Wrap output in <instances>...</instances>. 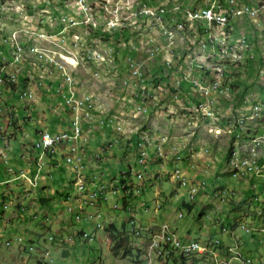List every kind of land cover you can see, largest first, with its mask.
I'll return each mask as SVG.
<instances>
[{
    "label": "rangeland",
    "instance_id": "obj_1",
    "mask_svg": "<svg viewBox=\"0 0 264 264\" xmlns=\"http://www.w3.org/2000/svg\"><path fill=\"white\" fill-rule=\"evenodd\" d=\"M160 1H164V0H160ZM187 1L188 0H184V2ZM0 3H1L0 4V40L2 38L1 37L2 35L10 33L15 28V32L16 30H19V32L17 33V39L21 41L25 46L21 50L22 59L24 60V64H23L24 67L22 69V72L20 73V77H19L20 80L15 83V86H9V85L6 86L8 93L11 94V96L13 97L12 102L5 103L6 107L8 106L7 112L6 113H4L5 111L3 112L6 117L10 118V120L13 121L12 123H10L9 121V127L7 130H16L18 123L23 121V118H25L24 116H26L28 118V121L30 122V125L27 124V132H29L30 127L36 126L39 129H41L42 127H46L47 123L50 124V126L55 125L56 127H60L61 122H59V120L65 119L64 117H62L63 114H66L67 116L69 114L68 111H72V109L68 105L69 102L65 100L66 96H63L64 98L63 101L67 103L68 110L66 109L65 111L64 109L65 103L61 102L62 91H60V88L63 89L62 86L63 84H65L64 81L62 80L58 72L54 71V73L51 76L48 75V69H47L48 60H46L42 56L43 54V55H48L50 58L53 57L54 59L51 58L53 60L56 59L55 61H58V68H60L61 70H68L69 72H71L73 78L76 79L75 85H73L75 87V88L73 87L74 91H76L78 96L80 97H84L86 93V100L92 103V105H95V110L92 111L93 118H90V120H86V129L87 128L90 129V134H94L95 129L101 128V125L97 123L101 118L99 116L100 114H105V116L108 117L109 116L114 117V121H116L114 125L119 126L123 124L121 126L123 128L122 130L125 129V125H126L127 132L121 131V129L115 130L113 128H110L109 129L111 133L110 138L105 139L103 136L101 137L102 141L105 142L104 144L113 142L114 144L112 146L113 148L114 146L119 147L121 144L127 143L126 153L132 152L130 156L136 157V153L138 150L137 140L140 132L143 130L142 127L144 126L149 127L150 129H152V131L157 130L159 132L160 130L159 133L160 135H167L168 137H171L170 135L181 134L180 132L183 131L182 125L185 126V115L183 114L185 110L182 111L183 110L181 108L182 105L181 103H179L181 98L172 96L173 100L175 99L177 101L176 102V101H172L168 97L169 102L176 105L175 107L178 110V112L176 113L169 111L168 108L162 110V108H160L159 106L158 107L155 106L152 109H150L149 114H146L147 111L146 113H140L142 111H138V112L136 111L135 109L136 99H134V97H132L131 95L134 92V88L140 89L141 85L139 83L136 84L135 81L136 79L134 76H132L130 69L126 64L125 61L126 57L124 54L127 53L128 49L122 43L119 42L115 43L116 50H118V53L114 51L115 61L113 59L110 61V63L112 64L111 67L110 66L107 67V65L101 66L96 64L97 68H94L92 59L82 60L80 57L81 54H78V49L76 47L69 46L66 43V41L62 39V37L52 35V33L49 32L50 29L46 27H48L47 26L48 24H56L57 22H59L60 27H69V29L71 31H74V33H81L80 37L82 43L83 41H85V44H88L90 46H96L95 44L98 43H96L95 39H98V37L102 39V35L98 34V32L95 33V31H97L96 30L97 26L88 25L89 27L85 28L84 29L85 31L79 30L83 27L82 23H75L74 21H71L70 23H64V26H62L63 24L61 23L62 22L61 17H59L61 16V13H57V8H56L57 5L53 4L51 1H46L45 3V0H0ZM56 3H63V0H56ZM53 7L55 9H53ZM74 15L76 16V19L79 20V14L77 15L74 14ZM243 23L246 22H242V24ZM92 26H94V28ZM33 27H35V29ZM56 27L58 28L57 24ZM243 28L245 30H242V28H240L239 31L241 30L247 33L248 30L251 31L253 29L252 26L251 27L248 26L247 29L245 27ZM103 29L104 27L102 26L101 30ZM91 32L93 33V35ZM252 32L253 31H251V33ZM257 35L259 36V41L258 43H253L254 48L257 45L261 50H263L264 39H262V37L264 38V33L261 31ZM124 36H132L131 31L130 34L127 31H124ZM136 36L152 37L154 36V29L146 28V31L144 32L143 35L136 34ZM176 36L177 38H179L178 41H181L182 44H183L182 41L190 39V33L188 31L177 32ZM28 44L30 45L34 44L33 50L28 49ZM219 44L223 46H227V49L230 50V56L233 58L234 64H239V63L241 64V50L239 49L242 48L243 46V40H239L235 36H231L227 40L225 39V37H219ZM100 45L101 46L99 48L109 47L108 43L103 39H102V44ZM209 48L210 47H205V48L200 47V49H197V57H205L207 55L206 63L209 66L212 65L215 66L216 64L218 65L221 64L222 63L221 47H214V49L212 50V54H210ZM39 50L41 54H39ZM138 51L139 54L144 55L143 51L141 50ZM204 51L207 53H204ZM208 53L210 54V56ZM117 54H119L121 58L120 60L119 59L117 60ZM135 54L139 56L138 53ZM76 55L80 58V60H82L78 65L79 67L78 66L74 67L73 65H71L72 63H70L73 60L71 57ZM213 56L214 57L216 56L215 59ZM210 57H212L213 59ZM263 57H264V51H263ZM87 60H90L91 62ZM231 61L232 59H225V66H232ZM143 63H144V67L146 68L145 75H147L148 71H150V69L155 65V63L153 61L152 62L154 64L153 65L151 63V60L147 58L144 59ZM62 64H66L68 66L66 67L67 69L61 66ZM13 66L15 68L13 67V70L11 71H15V70L18 71V64H13ZM34 69L36 71V74L41 76L40 78H36V74L34 72H29ZM240 69H241L239 73L240 76L239 75L238 76L240 77L241 80L246 79V81H250V82L255 80L257 81V83L259 82L261 83V85L259 86L258 84H251L252 88H250L248 92L249 94L252 92H257L264 88V77H261L260 74H258V68L256 66L253 65L251 67L241 66ZM260 71L261 74H263L264 68H262ZM5 72L7 74H10V71L6 70ZM29 74L33 75V77L32 78L29 77ZM126 78L128 79V82L126 84H123V81ZM34 79L35 82H33ZM36 79L37 81L41 80L43 83H37ZM20 86H27L28 89H32L34 91L35 98L31 100L28 98H21L19 95V90L21 89ZM238 89L241 88L240 87L236 88L235 90H232L230 94H228L229 91L231 90L230 84H225V85L223 84V91L225 92V96L228 94L229 98H225L222 107L224 110L228 109L229 111L227 112L226 117L222 118V120L220 121V123L223 124L219 132L220 134H216L215 130L211 131L213 127H211L210 129V125L205 123L204 124L199 123V125L195 127V129L197 130H195L194 133H191L192 130H189V131H184L183 134L186 136V134L189 133L188 138L190 137L194 138L196 135H200V133H197V131L202 130V135L206 139H208L212 135L213 136L216 135L223 139L227 138L229 144L231 145L232 143L235 142V140L238 137H240V144L248 145L249 143L247 142L248 141L247 138L250 137H245V136L246 135L250 136V134L247 133V130H249L250 128L254 129L253 121L254 120L258 121L260 124L259 127L261 129L262 128L264 129V112H262L264 111L263 108L264 99L260 97L259 94H257L256 103L259 104L258 106L255 107V109H253V103H250L248 100L245 99L238 101L236 100L238 99L236 95ZM151 91L153 94L154 87H152ZM66 92H67L66 94H68L70 93V90L66 89ZM126 92H127V97L124 96ZM163 93L167 94V90H160L159 100L164 98L162 96ZM212 93L216 95L217 91L212 90ZM181 96L182 98L186 99L189 95H186L184 93L181 94ZM1 97L5 99L6 95L0 92V100ZM197 101L194 102V107H196L197 104L205 100H197ZM216 103L217 102H213L212 103L213 108L208 109L214 114L213 117H210L211 120L218 119L219 111L215 107ZM244 104H247L246 106L243 107L245 109V113L242 110L243 108H241ZM187 109L189 110L190 114L195 115L198 121L203 120V116L199 117L197 115V112L193 109L192 106L191 107L188 106ZM192 115H188L189 124L195 122L191 120ZM237 118L238 121H240L241 118L242 119L245 118V121L243 123L240 122V125L242 124L241 126L244 125L245 126L242 128L241 127L236 128L232 132L227 131L228 128L227 122L224 123L226 119L231 121L230 124H235ZM223 119H225L224 122ZM110 121L113 124L112 118ZM123 122L125 123V125ZM69 123H71V121H68V124ZM94 123L97 124L94 126ZM62 127L63 126H61L60 128ZM132 131L133 133L136 134L131 135L130 132ZM216 131H219V129L216 128ZM237 133L240 136H238ZM13 135H16V137H18L19 135L18 139L24 138V142H28L30 138L32 141L35 140V136L33 137L29 135L27 136L26 134H23V132L18 134V132L15 131ZM257 135L264 137V133H260ZM93 137L95 136H92L91 138ZM99 138L100 137H97L96 139ZM0 141L2 142L1 135H0ZM114 141L115 142L119 141V142L116 145ZM99 147L96 148L95 146L94 149L97 151L101 149L102 151V146L100 148ZM112 148L109 147L108 149L109 153L107 154V158L108 157L110 158L113 157V158L112 159L109 158L108 160L102 162L104 163L105 166L104 169H106L109 173H115L117 172V170H121V167L126 166L122 162L121 158H117V156L114 157L112 155ZM262 149H264V141L262 143H255V144L253 141H251L248 146L247 154L261 155ZM230 150H231V146L228 148L229 154H227V160H226L229 164L228 163L225 164V166L227 165L226 166L227 169L223 166L221 171L218 170L215 171V169H213L215 168V164L212 163V165L209 166V171H208L210 175H213L215 176V178L218 179L227 178L230 176V172H232V170L234 171L232 172V175L234 177H240L245 175L247 176L249 174V173L246 174L241 173L242 165L247 154L245 156H240L241 160L239 161L237 160L238 157L234 158L232 164L231 158L233 154H230ZM181 151L182 148L179 149V152H177V154L180 153ZM114 154L117 155V152L115 151ZM20 155H21V148H20ZM59 162L63 164L64 159L63 158L60 159ZM257 162L261 164L260 159H258ZM33 166L34 165H32V167ZM26 167L27 165L22 169ZM134 169H139V168L136 165ZM249 170L257 174L256 172L260 173L263 170V168L259 165L258 170H255L253 168H249ZM48 171L53 172V177L50 178L49 176H47V178L42 179V182H44L45 184L48 183V185L42 187V190L44 189V191L49 192L53 196L57 194L58 189H61V186L58 184L64 183L66 184L65 187L69 188V190L79 193L76 185H78V183H81L80 181L86 182L83 175V171H81L82 175L78 176L77 173V180L75 181V185H74V180L76 179V177L71 174H69L68 179L66 181L61 182L62 181L60 179L62 175L60 173L61 169L55 168L52 162L51 164L44 166L43 168V173L46 174L48 173ZM173 171L174 169L171 170L172 173ZM166 174L162 177V180L160 181L161 183L157 182L156 188L155 186H152V188L149 187L147 191L154 194L155 189L156 190L159 189L160 192L164 189L165 191H162L163 192L162 194L161 193L158 194V198L161 201L160 204H158V202H155V200H149V199L145 200L144 196L141 195H140L141 198L140 202L132 198V201L134 203H137V206H135L134 208L135 209L134 214L136 216L138 223L141 222L144 225H150V224L160 225L163 223H168L172 229L176 230L177 233L183 237L196 239L202 243L211 241L210 248L212 250L210 252H205L202 256H200V259H197V257L195 259H192V262H188V264H228V263L229 264H236V263L264 264V247L261 250H259V254H257L256 252L258 251L259 248H252V247L248 248L245 245H243V243L241 242V240L243 241V239H249L250 241H253L255 239L257 243H260L258 246L264 244V190L261 189L264 185V181H263L264 177H262L263 180L262 182H260L262 183V185H260V187L255 186L253 189L246 190L245 197H243L242 201L239 200L240 202L236 201L238 196L241 194V192H239V189L226 188L228 190L226 194L228 196L230 195L229 197L230 199L223 200L224 205L221 206L219 203L221 201L218 202V200H216V199L221 200L219 198V195L221 194L219 193L214 196L216 190H218L220 187L215 186L213 190V197L210 196L211 198L210 200L202 198L203 200L201 201V205L198 204V207L196 209H189L188 207L184 206L182 203L183 199L187 200L188 202L190 201V195L188 193L189 187L188 186L180 187V185L176 183L167 182L170 179V177L168 176L169 172ZM138 177L141 178L140 176ZM62 178L63 180L65 179V177ZM39 179H40V175L37 174V181ZM55 180L57 182H54ZM232 181H234V179H232ZM18 182L23 185V183L20 180H18ZM199 183H201V188H202V186H205L204 184L207 182L204 181L203 179L200 180ZM161 185L163 187L169 185L170 187L167 189L163 187L159 188L161 187ZM1 186L2 184H0V192L2 190L1 194H3L5 190H8L7 193L8 197L4 198L6 193L3 196L0 194V242H3L5 239H8L10 242H12L13 240V244L8 248L4 246L0 248V264H39V261H42V264H141L140 262L136 261L135 259L136 255L134 254H128L124 256L122 254L123 249H121L119 254L116 255L110 249L111 247H109V242L106 239V234L103 229L98 231L97 238L92 241H85L76 236H73L74 237L73 240H71L68 244L64 243L63 241L62 242L58 241L57 244L56 241L55 243L56 245H53V242L49 238V234L51 232H49V230L47 229H43L45 228L44 225H42L44 224L42 222L43 213L38 211L36 212L37 217L33 216L34 213L30 210L32 208V206L30 205L31 201L28 202V198L26 196V195H30L31 192L36 188V184H34L33 181H25V186H23V190L26 195L21 190V186L17 183L14 184L12 190L9 184L6 185L5 190H3ZM173 188L174 190H176V192L178 191V193H174V195H169L168 193ZM222 189H225V187L221 188V190ZM38 191L41 190L38 188ZM92 191L94 190L92 189ZM95 191L99 192L100 187L96 188ZM107 192L109 193V189ZM259 195H263V197L260 198ZM85 196L91 202V205H93L94 210L96 209L102 210L104 214H106L103 210L104 204L110 203L112 205V208H114V204L116 202L117 203L120 202L119 200H114V198L118 197L117 195L114 196L109 195V198H104L103 196L96 198V199L103 198L102 200H95V199L93 200L90 194H86ZM5 199H7L9 202L12 203V205H10L9 208L3 207V201ZM35 199H37V197H35ZM212 201L214 203L215 202L219 203V205L221 206L220 208H223L221 212H215V208L212 205ZM4 206H8V205L4 204ZM20 206L25 207L23 212H19ZM61 209L64 215L67 214L66 217H68L69 212L66 209V205L62 204ZM180 212L183 213V216L178 215ZM239 212H247L248 214L240 215ZM118 214H119L118 218H125L127 216V213L122 211L118 212ZM9 219L12 221H10ZM255 220L257 224H255ZM118 223L120 224L122 223L120 219H118ZM224 225L233 227L234 233L236 234V238L228 236V234L225 232L223 228ZM247 227H249L251 231L247 230ZM80 229H85L88 232H94V224L92 222L85 220H77L75 222V230H80ZM255 231H258L257 235L259 236V238L254 233ZM67 233H68L67 230H65V234ZM15 237H17V240L21 242V244L14 241ZM30 238H32V245H34V248H30L31 250L33 249L31 252L28 249V246L31 244ZM130 238H131L130 239L131 245H133L134 247L135 246L137 247L136 244L142 246L141 239L134 238L133 236H130ZM217 240H220L221 242L230 241L235 246H238V249L244 253V258L236 259L233 256L234 255L233 251L232 252L229 251L231 258L233 256L232 260L229 261V258L222 259L224 255L221 253L222 251V249H220L221 243L215 244L214 242ZM6 241L5 244L8 245ZM240 242L242 244L238 245V243ZM44 245H46V247ZM256 245H257L256 243H253L252 246H256Z\"/></svg>",
    "mask_w": 264,
    "mask_h": 264
},
{
    "label": "built area",
    "instance_id": "obj_2",
    "mask_svg": "<svg viewBox=\"0 0 264 264\" xmlns=\"http://www.w3.org/2000/svg\"><path fill=\"white\" fill-rule=\"evenodd\" d=\"M45 1H51L53 4L57 5V13H61V19H67L69 14H81L83 27L79 30L87 28L88 22H96L98 34L102 35V39L117 53L118 50H116L115 46L116 42L122 43L129 50H127L128 53L125 61L132 76L135 77L136 83L150 82L151 87H154V94H147V91L146 93H137L134 91V96L139 100L141 108H147L145 105L147 101L159 100L160 90H167V94L181 98L183 84L188 82L194 94L199 96L198 100L206 101V108L204 109H212V103L218 102L219 96L225 95V92H223V84H230L231 89L232 83L231 79H228V77H232L230 76V73L234 70L232 66H235V68L240 67L245 63L246 58L256 61V55L253 53L245 58L246 47L250 46L253 50L254 44L248 42L250 40L245 33L238 36L233 34V19L248 16L259 26L261 23L260 10H264V1L262 0H260L257 5H253L245 0H207L204 5L195 8L179 1L136 0L132 4V7H124V0H103L104 2H112V6H121L131 16H135V24L132 25V36H124L125 25L119 24L116 20L115 27L111 30H101V23L105 22L107 17L102 14V19H94L91 16L89 7L86 5V0H63V3H56V0ZM157 14H166L168 20H171V17L180 18V28L176 29H186L190 33V40L182 41L183 45L181 41H178L177 37L161 36L162 27H160L159 21H157ZM211 16H220V24L212 25ZM56 24H48V27H46L50 29L52 35L60 36L69 46L76 47L78 49V54H87V59L93 60L94 68H97L96 64L106 66L104 60H97L95 55L87 50V45L82 44L80 33H74L69 27H60L59 22ZM138 28H152L154 29V36L137 37L136 29ZM228 36H235L237 39L243 40V47L239 49L241 50V64H234L227 46L219 44V37ZM1 42L4 45L8 44L10 46V53L12 55L11 62L13 64H18V71H10L9 77L0 78V83H15L18 81V75L24 67L22 52L19 51V47L15 43V29L10 35L2 38ZM200 47H210V54H212L214 47H221L222 63L219 66H206L207 55L205 57H197V49H200ZM28 49L33 50V45L28 44ZM138 50L143 51L144 55L139 54ZM0 52H3L1 46ZM135 53H138L139 56ZM42 56L48 60V75L51 76L54 71L58 72L65 83L64 85H67L70 90V93L66 94L67 92H64V89L60 88L63 96H66L65 100L69 102L68 105L72 109L71 129L63 130V134H56V131L51 132L47 129L40 133L38 139H41V147H36L40 150L36 171L31 173L30 170H21L14 175V179L20 180L23 186H25V181H33L36 187L38 186L37 171H43L46 165L45 156L55 153L57 147L64 142H72L65 152L67 165L76 173H81V171L84 170L83 155L80 152L78 142L84 137L86 120L93 118L92 111L95 110V105L86 104V93L83 100H76L73 98V85H75V81L70 80L68 70H61L58 68V61L51 59L48 55L42 54ZM145 58L150 59L151 63L153 61L156 64L161 63L162 70H150L147 75H145L146 68L143 63ZM225 59H232V66H225ZM3 60V62L8 61L5 56H3ZM29 72L36 73L35 69ZM40 77V75L36 74V78ZM38 81L42 82L41 80ZM127 82L128 79L126 78L123 84ZM212 90H216V95L218 96L213 94ZM20 95L23 98L33 99V93L28 92L27 86L20 89ZM256 95L257 94L247 95L246 97V100L253 103V109L259 104L256 103ZM107 120L108 119L105 117L102 118L101 124H105ZM208 120H211L209 116L203 117V121ZM211 121L214 122L216 120ZM240 122L241 121H238V125H240ZM86 131L90 133V129L87 128ZM262 133H264V131ZM139 145L140 147H145V142L140 141ZM160 147L161 144H159V148ZM258 157L259 155H251L250 158L244 162L247 166H250V168H254V163ZM2 164H8V155L4 147L0 146V168ZM7 170L13 172L14 168L8 165ZM183 173L184 172L179 168V174ZM76 186L78 191L80 189H86V187L80 183ZM104 198H109V196L106 195ZM75 204L77 206H82L81 202H75ZM83 208L86 211V215H90L89 210L85 206H83ZM78 220L82 219L78 218ZM92 220L94 226L97 228L104 226V221H100V218H97L95 215H92ZM166 228H169V226L166 225ZM137 232L139 233L140 231L137 230ZM147 237L149 238V251L147 259L142 264H153L156 255H164V258L167 256V239L165 235H159V231L151 230L150 236ZM6 243L8 245L12 244V242ZM188 243H196V251L188 255L194 254L199 249H204L203 246L200 245V242H185L184 239L182 240V246ZM30 248L34 247L31 245Z\"/></svg>",
    "mask_w": 264,
    "mask_h": 264
},
{
    "label": "crops",
    "instance_id": "obj_3",
    "mask_svg": "<svg viewBox=\"0 0 264 264\" xmlns=\"http://www.w3.org/2000/svg\"><path fill=\"white\" fill-rule=\"evenodd\" d=\"M164 1L174 2V1H178V0H164ZM179 1H181L183 4L188 5V6H200V5H204L207 0H205V1H203V0H188L187 2H184V0H179ZM247 2L257 3L259 1L258 0H247ZM260 17H261V22L264 26V12H262V15L260 14ZM242 22H246V23L242 24ZM248 26L253 27V29L251 30L253 32L251 33L250 30H248V31L246 30V31L249 33V35L250 34L252 35V37H253L252 41L254 43H258L259 36L257 34L262 31V28H261L262 25L260 28H257L256 24H254L248 17L233 19V34L235 36L240 35L239 29L242 28V30H245L243 27H245L247 29ZM2 48H3L4 54L7 56V60L11 59L10 48L8 46L2 47ZM0 60H1V55H0ZM25 67H26V65H25ZM7 68L13 69V66L10 64L7 66ZM183 85L185 88L184 93L186 95H189L187 98H190V97L196 98V95L194 94V92L190 88V84L188 82H185ZM0 92L2 94L6 95L5 99L1 97V100H0V106L3 108L2 111L0 109V130H1V129H8V127H9V118L4 115V113H6L8 110L7 109L8 106L6 107L5 103L12 102L13 97L11 96V94L8 93L7 87L3 84H0ZM257 93L264 96V88L262 90L257 91ZM124 96L127 97V92L124 94ZM131 96L134 97L133 94ZM169 99H171V98H169ZM63 100H64V98H63V96H61V102L65 103ZM171 100L174 101L173 99H171ZM224 100H225V98H223V101L221 100L222 105L224 104ZM161 101H163L162 102L163 105L167 106L168 108L169 107L171 108L169 111H172L173 113L178 112L177 108L175 107L176 105L170 103L168 98H165L164 100H161ZM145 103H147L149 106L148 112L146 114H149L150 109H152L153 107L159 106L158 102L152 103V101H148ZM181 108L183 109L182 111L185 110V107L183 105L181 106ZM221 108L223 109L222 106H221ZM64 109H65V111H66V109L68 110L66 105L64 106ZM162 110H164V109H162ZM182 111H180V112H182ZM228 111H229L228 109H226V110L223 109L222 116L226 117V114ZM185 112L186 111H184L183 114H185ZM68 113L69 114L67 116H66V114H63L62 117H64L65 119L59 120V122H61V126H63V127L60 128L61 127L60 126L58 128L66 129L69 127L70 123L68 124V121H70V119H71V111H68ZM102 115L103 114H100L99 116H102ZM95 125H96V123H95ZM47 127H51V128L55 127V129H53V130L58 129L55 125L50 126V124H48V123H47V126L44 128H47ZM182 127H183V131L180 132L181 133L180 135H170L171 137H169L168 140L166 142H164V148H163L162 153H159L157 151V145H156L157 140H159V138L161 136L159 134L160 130L158 132L157 130L152 131V129H150L149 127H145V126L142 127L144 131L147 130L146 132H149V135H152V140L148 143V149H149V153H150V166L144 173V179H138L134 173L135 170H137V169H134V168L136 165L138 166V168H140V164L137 161V155H136V157H131L130 155L132 154V152L126 153L127 152V143H123L119 147L114 146L113 148H112V146L114 144L112 143L111 145H106V150H102V151H101V149L98 151L94 149L95 146L97 148L100 146V144H101V146L105 145L104 144L105 142L102 141V138H101L102 136L105 139H109L111 136V133L109 131V129L111 127L101 126V128H103V129L100 128L99 130H97L96 131L97 134L95 137L83 138L80 141V146L82 148V152L84 153V161L86 164L85 174H86V178H88L87 180H92L93 175H95L97 173H104L105 177H107V178L108 177L111 178L112 176L119 174V173H125L124 179L132 188L139 186L141 189H143V193L141 196H144L145 200H147V199L155 200V202H158V204H159L160 199L158 200V194H160V193L162 194L163 193L162 191H165V190L163 189L160 192L159 189H157V190L155 189L154 194H152L151 192H147L149 187L152 188V186H155V188H156L157 182H160L162 180V177L166 173L171 172V170H173L176 165L180 164V166L186 171L188 177L190 178V181L193 183L199 184V187H200L199 193H197L194 201L192 203H190V206L192 207V209H196L198 207V204L201 205V201L203 200L202 198L210 200L211 199L210 196L213 197V190H214L215 186L220 187L218 190H216V192H219V190H221V188H224V187H225V189L226 188H228V189H239V192H241V194L238 196L236 201L240 202L239 200L242 201L243 197H245V191L246 190L253 189L255 186L260 187V185H262V183H260V182H262V180H263L262 177H264V172H263V174H252V175H248V176L243 177V178L232 177L231 172H230L229 177L222 178V179H218V178H215V176L210 175L208 173V171H209V166H211L212 163L215 164V168H213V169H215V171H217V170L221 171L223 166L227 169V167H226L227 165L225 166V164L228 163L226 160H227V154H229L228 148L230 146L232 147L231 148L232 151L230 150V154H232V152L234 151V154L238 155V154H244L245 153V148H246L245 145H241L236 141L233 145L232 144L230 145L227 138L223 139V138H220L216 135H214V136L212 135L211 136L212 138L209 137L208 139H206L202 135V130L197 131V133H200V135H196L194 138H191V137L188 138L189 133H187L185 136L183 134V132L189 131V129H187V127H185L184 125H182ZM41 129H43V128H41ZM130 133L132 135L133 131ZM191 133H194V132H191ZM31 134H33L34 136H38L37 128L35 130L30 131L29 134H26V135L31 136ZM121 136H123V135H121ZM97 137H100V138L96 139ZM112 138H113V135H112ZM16 140H17V138L14 140L13 145L11 147L12 151H10L11 154H13V156H12L13 164L16 167H25L27 165V161L25 162L20 157L21 156L20 155V148H21V152L22 151H29L28 148H31V146L25 145L24 138L19 140V142H17ZM30 140H31V138H30ZM119 141H120V139H119ZM118 142H115V144L117 145ZM26 143H28V142H26ZM109 147L112 148V155L114 157L117 156V158H121L122 162L126 165L124 167H121V170H117V172H115V173H109L106 169H104L105 166H104V163H102L103 161H106L110 158V157L107 158V154L109 153L108 152ZM180 148H182V151L177 154V152H179ZM100 151H101V153H100ZM115 151L117 152V155L114 154ZM222 151H223V153H222ZM263 156H264V154H262V159H261L262 161L264 159ZM57 157L61 158L62 152H59ZM112 158H110V159H112ZM64 167H66V166H63V164L61 163V166L58 168V169H61L60 173L62 175H61L60 179L63 182L68 179L69 174L73 175V172L70 169L65 170ZM42 173H43V171H40V173H39L40 178L42 176H44V173L43 174ZM119 176H120V174H119ZM168 176L170 177V179L167 182H172V183H176L179 185V183L176 182L170 174H168ZM0 177L1 178H7V175H5V173L0 171ZM62 177H65V179L63 180ZM203 179L207 183H205L204 184L205 186H202V188H201V183H199V182H200V180H203ZM232 179H234V181H232ZM13 182L9 183L11 190L13 189V186L15 183L18 184V182H15V181H13ZM39 182H40V179L38 180V184H39ZM54 182H57V181L55 180ZM95 184H96V182L94 183V185ZM102 184L107 185V183H102ZM166 184H168V183H166ZM6 185H7V183L3 184L1 186L3 188V190H5ZM44 185H45V183L42 182L41 187ZM162 187L163 186L161 185V187H159V188H162ZM169 187L170 186L167 185L163 188L167 189ZM180 187H181V185H180ZM261 189L264 190V185ZM1 192H2V190H1ZM1 192H0V194H1ZM127 192H129V191H127ZM216 192H215L214 196L216 195ZM5 193H6V195L4 197H8V194H7L8 190H5V192H3V194H1V195L3 196ZM174 193H178V191L176 192V190H174V188H173L170 190V192L168 194L174 195ZM78 194H79V197H77V199L81 203L86 202L85 206H87V207L93 206L89 203V201L85 198V196L81 195L80 193H78ZM223 194L219 195V198L221 200L216 199V200H218V202L221 201V202H219L221 206L224 205L223 200H225V199L229 200L230 199L229 198L230 195L228 196L227 194H224V195ZM259 196H260V198L263 197V195H259ZM35 197H37V199H35ZM31 198H32V200H30L31 202H36V205L32 206V210H34V211L38 210L39 212H42L43 214L45 212L44 210H51L53 212H57V211L60 212L61 211V205L63 204V201L65 200L64 195L61 196L59 193H57L53 196L52 194H50L49 192H46L44 190L43 191H36V193H34V195H32ZM132 198L136 199V201H139V202L141 200L140 196H138L136 194L133 197H131V199ZM43 200H45V202ZM183 201H184V199H183ZM185 201L187 203H189L187 200H185ZM131 202H133V201H131ZM219 203H217V202L214 203L212 201V205L215 208V212H221V210L223 209V208H220L221 206L219 205ZM39 204H40V206H39ZM134 205H137V203H134ZM89 209H91V208H89ZM239 214L240 215H244V214L247 215L248 213L247 212H239ZM65 220H67V219H65ZM10 221H12V220H10ZM255 224H257L256 220H255ZM53 226L56 228V230H59L60 226H62V225L55 223ZM228 233H229L228 236L236 238V234L234 233V230H229ZM254 233L257 235L258 231H255ZM257 237L259 238L258 235H257ZM241 242L243 243V245H245L248 248H250V247L259 248L257 252L255 251L257 254H259V250H261L264 247V244L258 246L260 243H257L255 239L253 241H250L249 239H243V241L241 240ZM241 242L238 244L239 245L242 244ZM252 242L256 243L257 245L252 246L253 245ZM225 243L230 245V247L234 246V244L231 243L230 241H227ZM53 245H56V244L54 243ZM2 246L7 247L3 244V242H0V248H2ZM44 246L46 247V245H44ZM253 251H254V249H253ZM222 254L225 257L228 255L226 253L225 254L222 253ZM229 256H231V255L229 254ZM20 263H23V262H20Z\"/></svg>",
    "mask_w": 264,
    "mask_h": 264
},
{
    "label": "clouds",
    "instance_id": "obj_4",
    "mask_svg": "<svg viewBox=\"0 0 264 264\" xmlns=\"http://www.w3.org/2000/svg\"><path fill=\"white\" fill-rule=\"evenodd\" d=\"M179 1V0H178ZM245 1H247V0H245ZM258 1H260V0H258ZM262 1H264V0H262ZM179 2H181V1H179ZM251 4H253V5H257L258 4V2L257 3H251ZM262 12H264V10H260V14L262 13ZM243 17H248V16H243ZM249 18V17H248ZM250 19V18H249ZM254 24H256L252 19H250ZM260 22H261V20H260ZM261 25H262V22L260 23V25L258 26L257 24H256V27L257 28H260L261 27ZM17 28V27H16ZM15 29V28H14ZM13 29V30H14ZM12 30V31H13ZM12 31L10 32V33H7V34H5V35H2L1 37L2 38H4V37H6V36H8V35H10L11 33H12ZM262 32H264V26L262 27ZM239 33L240 34H243V33H245L244 31H239ZM246 35H248L249 33L247 32V33H245ZM2 38H1V40H2ZM1 40H0V46H1V48L2 47H5V46H8L9 48H10V46L7 44V45H4L2 42H1ZM2 50H3V48H2ZM11 51V50H10ZM128 53V52H127ZM127 53L126 54H124L125 55V57H126V55H127ZM0 55H1V60H0V67L1 66H5V69H4V71H11V70H13V69H8L7 68V66L8 65H12L13 66V63L11 62V60H12V55H11V59H8V61L6 62V63H3V56H5L6 57V59H7V56L4 54V51L3 52H0ZM258 57H256V61H252L250 58H246V60H245V63H243L241 66H246V67H251L252 65L253 66H256L257 68H258V74H260V76L261 77H264V73L263 74H261V69L262 68H264V65L263 66H261V65H258ZM118 60V59H117ZM249 62H250V64H249ZM154 65V64H153ZM157 65H160V68L161 69H158V70H156V71H160V70H162V64L161 63H155V65L154 66H157ZM154 66L150 69V70H153V71H155V68H154ZM241 66L240 67H238L237 69H239V70H241L240 68H241ZM14 67V66H13ZM94 67V66H93ZM91 69H93V68H91ZM22 72V71H21ZM20 72V73H21ZM20 73H19V75H18V81L20 80L19 79V77H20ZM18 81H16V82H18ZM15 82V83H16ZM33 82H35V81H33ZM36 82L37 83H43V82H40V81H37L36 80ZM15 83H10V84H3V83H0V84H3V85H5V86H7V85H9V86H15ZM24 86H20V88H23ZM63 89H64V92H66V89L68 90L69 88H68V86L67 85H64L63 84ZM191 88V87H190ZM182 92H181V94H184V91H185V88H184V85H183V87H182ZM136 89L134 88V91H135ZM191 90H192V88H191ZM193 91V90H192ZM63 92V93H64ZM194 92V91H193ZM232 92V88H231V90L229 91V93L228 94H230ZM228 94L225 96V95H223V96H219V101L216 103V108L218 109V111H219V113H218V119L216 120V121H214V122H212L211 120H208V121H203V120H201V121H198L197 120V118L195 117V115H192V114H190V112H189V110L187 109V107L188 106H190L194 101H197L198 100V98H199V96L197 95V94H195L196 95V98H192V97H190V98H182V96H181V100L179 101L184 107H185V127H187V129H189V130H192L191 132H194L196 129H195V127L196 126H198L199 125V123H205V124H208V125H210V129H211V127H213V129H211V131H214L215 130V133L216 134H220L219 132H220V130H221V126L223 125L222 123H220V121L222 120V118H224L225 116H222V108H221V106H222V103H221V100L223 101V98H229V96H228ZM253 94H259V93H257V92H252V93H248L247 95H253ZM19 95H20V90H19ZM247 95L245 96V100H246V97H247ZM260 95V97H262L263 99H264V96L263 95H261V94H259ZM36 96H37V94H36ZM62 96H63V94H62ZM133 96H134V92H133ZM162 96L164 97L163 99H161V100H164L165 98H171V99H173L172 98V96L170 95V94H165V93H163L162 94ZM20 97H21V95H20ZM21 98H23V97H21ZM134 99H136V104H135V107L137 106V103H138V99L134 96ZM31 100V99H30ZM161 100H150V101H152V102H158V104H159V107L160 108H162V109H166V108H168L167 106H165V105H163V107H161V104H162V102L163 101H161ZM237 100V99H236ZM160 101V102H159ZM174 101H176V100H174ZM238 101V100H237ZM148 102V101H147ZM177 102V101H176ZM251 103V102H250ZM249 103V104H250ZM248 104V105H249ZM65 105L67 106V103L65 102ZM145 105L147 106V112H148V108H149V106H148V104L147 103H145ZM247 104H244L241 108H243L244 106H246ZM6 106V105H5ZM220 108H221V110H220ZM0 109H1V111L3 110V108L0 106ZM136 109V108H135ZM169 110L171 109L170 107L168 108ZM101 110V109H100ZM243 111H244V113H245V109L243 108L242 109ZM136 111L138 112V110L136 109ZM146 111H142V112H140V113H146ZM262 112H264V111H262ZM261 112V113H262ZM243 113V114H244ZM242 114V115H243ZM188 115H192L191 116V120H193V121H195L194 123H192V124H189L188 123V121H189V117H188ZM71 116H72V114H71ZM241 116V115H240ZM239 116V117H240ZM257 116V115H256ZM255 116V117H256ZM24 117H26V116H24ZM101 118L99 119V121L97 122L99 125H101V126H104V127H111V128H113V129H115V130H119V129H117L116 128V125H114V123L116 122V121H114V117H108V116H105V114H103L102 116H100ZM112 118L113 119V124H110V125H107V124H101L100 122H101V119L102 118ZM238 117V118H239ZM238 118H237V120H236V122H235V124H230L231 123V121L230 120H228V119H226V121H225V119H223V122L224 123H226L227 122V126H228V129H227V131H230V132H232V131H234L236 128H242V127H244V126H240V125H238ZM250 119V118H249ZM27 120H28V118H27ZM9 121H10V123H12L13 121L12 120H10V118H9ZM70 121H71V119H70ZM247 121H248V119H247ZM247 121H246V124H247ZM122 122V121H121ZM96 123V124H97ZM124 123V122H123ZM27 124L28 125H30V122L28 121V123L24 120V118H23V121H21V122H19L18 123V126L16 127L17 129L16 130H7V129H1L0 130V135H1V139H2V142L0 141V146H2V147H4V149H5V151L7 152V155H8V164H2V166H1V168H0V171H2L3 173H5V175H7V178H1L0 177V180H1V182H0V184H9V183H11L12 181H15V182H18V179H14V175H15V173H18V172H20L21 170H30V172L31 173H34L35 171H36V169H37V167H38V163H37V159H38V156H39V154H40V150L38 149V148H36V147H34V145H35V142H36V140L39 138V136H40V133L43 131V130H49V131H51V132H55V131H59V130H70L71 129V123L69 124V127L68 128H66V129H60V128H56L57 130H53V129H55V128H51V127H47V128H44V127H42L43 129H39V132H38V136H35V140H29L28 141V143H26L25 142V145H28V146H31V148H28V150L29 151H22L21 152V158L26 162L27 161V167L26 168H24V169H22L23 167H16V166H14V164H13V160H12V154H11V152L10 151H12L11 150V147H12V145H13V142H14V140L17 138V142H19V140H21L22 138H20V139H18L19 138V135H18V137H16V135H13L14 133H15V131H17L18 132V134L19 133H21V132H23V134H29V132L30 131H32V130H35L36 128L38 129V127H30V129H29V132H27ZM124 125H125V123H124ZM253 125H254V129L253 128H250L249 130H247V133H249L250 134V136H248V135H244L245 137H250V138H247L248 139V143L250 144V142H251V140H252V138L256 135V134H260V133H262L263 131H264V129L262 128H260L259 127V122L258 121H253ZM94 126H95V123H94ZM33 128V129H32ZM216 128H218L219 129V131H216ZM100 129V128H99ZM99 129H95V131H94V135H91L90 133H88L87 131H86V128L84 129V137L83 138H91L92 136H96V131L97 130H99ZM121 131H124V132H127V130H126V125H125V129L124 130H121ZM25 132V133H24ZM133 134H135V133H133ZM145 135H147L148 137L147 138H145L144 136ZM237 135L238 136H240L238 133H237ZM34 135L33 134H31V137H33ZM83 138H81L80 140H79V142H78V144H79V149H80V152H81V154L83 155V163H84V165H85V168H86V164H85V161H84V153L82 152V148H81V146H80V141L83 139ZM168 136L167 135H161L160 136V138H159V140H157V142H156V145H157V151L159 152V153H162L163 152V148H164V142H166L167 140H168ZM152 140V135H149V132H146V131H144V130H142L141 132H140V134H139V136H138V140H137V147H138V150H137V153H136V155H137V161L139 162V164H140V168L139 169H137V170H135V175H136V177L138 178V179H144V173H145V171L149 168V166H150V153H149V149H148V143L150 142ZM239 140V141H238ZM250 140V141H249ZM140 141H144L145 142V148H146V150H147V165L146 166H143L142 165V163L139 161V153H140V145H139V143H140ZM236 142H238L239 144H240V137L239 138H237L236 140H235ZM24 143V142H23ZM72 142H64L63 144H61V145H59L58 147H57V149H56V151H55V153H53V154H48L47 156H45V161H46V165L45 166H47V165H49V164H51V162H52V164H53V166L55 167V168H59L60 166H61V163L59 162L60 161V159H64V163H63V166H66V167H64V169L65 170H68V169H70L72 172H73V175L76 177V179L74 180V185H75V181L77 180V173L70 167V166H68L67 165V163H66V160H65V152L67 151V147L69 146V144H71ZM113 142H110V143H107V144H105V145H102V150H106V145H111ZM235 143V142H234ZM234 143H232V145L234 144ZM159 144H161V147L159 148ZM249 144L248 145H245V153L244 154H238V155H235L234 154V151L232 152V158H231V161H232V164H233V160H234V158H236V157H239V156H245L247 153H248V146H249ZM232 148V147H231ZM232 151V150H231ZM59 152H62V157L61 158H58L57 157V155L59 154ZM100 153H101V151H100ZM262 154H264V149H262L261 150V155H260V162L261 163H263V161H264V159H263V161L261 160L262 159ZM264 157V156H263ZM8 165L10 166H12L13 168H14V171L13 172H9L8 170H7V167H8ZM32 165H34L33 167H32ZM85 168H84V170H83V175H84V178H85V181H86V184H87V189H90V188H98V187H100V185L102 184V183H107V185H108V188H109V186H111L112 184H115L114 186H116V187H119V189L121 190V193H120V195H119V197H116V198H114V200H119L120 201V206L119 207H117V208H112V205L110 204V203H106V204H104V206H103V210H104V212L106 213V219L104 220V226L103 227H101V228H97L96 226H94V232H89L90 234H92L93 235V239H88V238H83L82 237V235H81V233H82V231L83 230H85V229H80V230H75V222L77 221V220H75L72 216H71V214L69 213V215H68V217H66V215L67 214H65L64 215V213H63V211H62V209H61V211L60 212H53V211H51V210H44L45 212H44V214L42 215V217H43V220H42V222L44 223V224H42V225H44V227L45 228H43V229H47V230H49V232H51L50 234H49V238L51 239V241L53 242V244L54 243H56V241H57V244H58V241L59 242H64V243H66V244H68L71 240H73V236H76V237H78V238H80V239H83V240H85V241H92V240H94V239H96L97 238V233H98V231L99 230H104V232H105V234H106V239H107V241L109 242V247H111V245H112V240H111V236H110V234H109V232L107 231V229H106V227H107V225L109 224V223H111V222H116V223H118V219H120L121 220V222H122V224L123 223H125V225H126V229L128 230V232H129V234H130V236H133L134 238H137V239H141L142 240V246H139V244H136L137 245V247L138 248H140V250H141V256H139L140 257V259H139V261L138 262H140L141 264L147 259V256H148V251H149V238L147 237V231H160L161 230V228L163 227V225L164 224H166V225H168L169 226V228L171 229V230H173L181 239H184V240H186V239H190V238H186V237H183V236H181V235H179L178 233H177V231L176 230H174V229H172L171 227H170V225L168 224V223H163V224H160V225H144L143 223H138L137 222V219H136V216H135V206H137V205H134V202H131L132 201V199H131V197H133L135 194L136 195H138V196H140V195H142V193H143V189H141L139 186L138 187H135V188H132L127 182H126V180L124 179V174L125 173H119L120 174V176H119V174H116V175H114V176H112L111 178H107V177H105V175H104V173H97V174H95V175H93V177H92V180H87L88 178H86V174H85ZM177 168H180L183 172H184V175L186 176V178H187V182L186 183H183L182 182V180L181 179H179L177 176H176V173H175V171H176V169ZM139 171H141L142 173H143V176L141 177V178H139L138 176H137V173L139 172ZM263 171H264V169L260 172V173H257V174H263ZM232 172H233V170H232ZM232 172H231V176L232 177H234L233 175H232ZM127 173V172H126ZM169 174L173 177V179L176 181V182H178L179 183V185H181V186H188L189 188H188V193H189V195H190V201H189V203H187L185 200L182 202L183 203V205L184 206H186V207H188L189 209H192V207L190 206V203H192L193 201H194V199H195V197H196V195H197V193H199V191H200V187H199V184H197V183H193V182H191L190 181V178L188 177V175H187V173H186V171L180 166V165H176L175 167H174V171H173V173L172 172H169ZM252 174H255V173H252ZM252 174H248V175H252ZM247 175V176H248ZM47 176H49L50 178L51 177H53V172H51V171H48V173H44V176H42L41 178H40V182H39V184H38V186L31 192V194L30 195H26L25 194V192H24V190H23V185L22 184H20L19 182H18V184L21 186V190L24 192V194L27 196V198H28V202L32 199L31 197H32V195H34V193H36V191H38V188L40 189L41 188V185H42V179H44V178H47ZM243 177H246V175L245 176H240V177H235V178H243ZM61 182H63V181H61ZM96 182V184L94 185V183ZM14 183V182H13ZM55 184H57V183H55ZM45 185H48V183H46ZM44 185V186H45ZM58 185H60L61 186V189H58V191H57V193H59L61 196H63L64 195V197H65V200L63 201V204L64 205H66V207H67V202H68V200H69V197L71 198V199H73V200H75L77 197H79V194H78V192H73V191H71V190H69V188H67V187H65L66 186V184H64V183H61V184H58ZM44 186H42V187H44ZM194 187H196V190L194 191L193 190V188ZM44 190V189H43ZM42 190V191H43ZM127 191H129V192H127ZM61 192V193H60ZM228 192V190L227 189H222V190H219V192H216V194H226ZM223 194V195H224ZM4 198H7V197H4ZM158 200H159V198H158ZM161 203V201H159V204ZM4 204H7L8 206L7 207H5L4 206ZM10 205H12V203L11 202H9L7 199H5L4 201H3V207L4 208H9L10 207ZM31 206H33V205H36V202H31V204H30ZM43 205V204H42ZM39 206H40V204H39ZM38 206V207H39ZM193 206V205H192ZM45 207V206H44ZM24 209H25V207H21L20 206V209H19V212H23L24 211ZM67 209V208H66ZM34 214H33V216H36L37 217V213L36 212H38V210H36V211H34V210H32V208L30 209ZM120 211H122V212H125V213H127V216L125 217V218H118L119 217V214H118V212H120ZM52 212V213H51ZM20 215V214H19ZM179 216H183V213L182 212H180L179 214H178ZM21 216V215H20ZM65 219H67V220H65ZM86 221V220H85ZM60 222V223H59ZM68 222V223H67ZM90 222V221H89ZM55 223H58V224H61L62 226H60V229L59 230H56V228L53 226ZM67 223V224H66ZM120 224V223H119ZM223 228H224V230H225V232L227 233V234H229L228 233V231L229 230H233V227H229V226H227V225H224L223 226ZM229 228V229H228ZM67 230V234H65V230ZM137 230H139L140 232L138 233L137 232ZM247 230H250V228L249 227H247ZM251 231V230H250ZM18 237V236H17ZM17 237H15L14 238V241H16L17 243H19V244H21V242H19L18 240H17ZM69 238H71V239H69ZM6 240H8V239H5L4 241H3V244L5 245V246H7V247H9V246H11L12 244H13V240H12V244L11 245H6L5 244V241ZM30 240H31V244L28 246V249H29V251L31 252L32 250L30 249V246L32 245V238H30ZM202 243V242H201ZM221 243V241L220 240H217V241H215V244H220ZM202 244H204L205 246H206V251L205 252H210L212 249L208 246V244H207V242L206 243H202ZM239 245V244H238ZM33 247H34V245H32ZM111 249V248H110ZM112 250V249H111ZM113 251V250H112ZM233 251V253H234V255L233 256H235V258L236 259H243L244 258V254H243V252L242 251H240L239 249H238V246H232L231 247V252ZM114 252V251H113ZM205 252H203V253H201V254H191V255H185V254H181V255H179V252L177 251V250H174V251H172L171 252V254L170 255H167V257H159L158 259H155L154 261H153V264H185V263H183V256H187V260H186V263L188 264V262H192V259H195L196 257H197V259H200V256H202ZM220 254V253H219ZM233 256H232V258H233ZM227 258H229V261L230 260H232V258H231V256H229V255H227L226 257L225 256H223V258L222 259H227ZM249 261V260H248ZM232 262V261H231ZM237 264V263H236Z\"/></svg>",
    "mask_w": 264,
    "mask_h": 264
},
{
    "label": "bare ground",
    "instance_id": "obj_5",
    "mask_svg": "<svg viewBox=\"0 0 264 264\" xmlns=\"http://www.w3.org/2000/svg\"><path fill=\"white\" fill-rule=\"evenodd\" d=\"M136 0H124V7H132V4L135 2ZM46 3V1H45ZM1 4V3H0ZM86 5L89 7V10L91 11V16L94 18V19H102V14L104 16L107 17V19L105 20V22H102L101 23V27L103 26L104 29L103 30H111L112 28L115 27V20L121 24V25H125V28H124V31H127L129 34H130V31L132 33V25L135 24V16H131L126 10H124L121 6H112V2H104L103 0H86ZM30 6V5H29ZM53 6V5H52ZM56 6V5H55ZM57 8V7H56ZM53 9H55L53 7ZM33 10V9H32ZM56 12V11H55ZM54 12V14H55ZM77 15V14H76ZM49 16V15H48ZM61 17V16H59ZM78 18V17H77ZM48 19V18H47ZM54 19V18H53ZM59 19V18H58ZM61 23L63 24L62 26H64V23H70L71 21H74L75 23H82L83 24V19H81V14H79V20L76 19V16L74 14H69L68 18L67 19H61ZM157 21H159V24H160V27H162L161 29V34L162 36H170V37H177L176 34L177 32H180V31H187L186 29H176V28H180V18L178 17H171V20H168V17L166 14H157ZM44 22V21H43ZM48 22V21H47ZM73 22V23H74ZM42 23V22H40ZM72 23V24H73ZM211 23L212 25H219L220 23V16H211ZM37 25V24H36ZM88 25H94V26H97V23L96 22H88ZM46 26V25H45ZM48 26V25H47ZM74 26V25H73ZM94 26H92L94 28ZM36 27V26H35ZM35 27H33L35 29ZM89 27V26H88ZM42 28V27H41ZM71 28V27H70ZM21 29V28H20ZM46 29V28H45ZM97 30V28H96ZM48 31V29H47ZM85 31V30H84ZM146 31V28H138L136 29V34H141L143 35L144 32ZM19 32V30H16L15 32V43L16 45L19 47V51L21 52V50L23 49V47H25L23 45V43L21 41H19L17 39V33ZM50 32V31H49ZM150 32V31H149ZM46 33V32H45ZM87 33V32H86ZM92 33V32H91ZM28 34V33H27ZM51 34V33H50ZM81 34V33H80ZM147 34V33H146ZM153 34V33H152ZM31 35V34H30ZM39 35V34H38ZM42 35V34H41ZM93 35V33H92ZM37 36V35H36ZM43 36V35H42ZM45 36V35H44ZM49 36V35H48ZM52 36V35H51ZM95 36V35H94ZM93 36V38H94ZM26 37V36H25ZM29 37V35H28ZM35 37V36H34ZM91 37V36H90ZM149 37V36H148ZM229 37L231 36H228V37H225V39L227 40ZM53 38V37H52ZM182 38V37H180ZM26 39V38H25ZM39 39V38H38ZM179 39V38H178ZM224 39V38H223ZM47 40V39H46ZM55 40V39H54ZM190 40V39H189ZM24 41V40H23ZM41 41V40H40ZM50 41V40H49ZM96 43L98 44H95L96 46H90L88 44L87 45V50L92 52L96 59L97 60H104L105 64L107 65V67H111L112 64L110 63V61L113 59L115 61V57H114V50L111 49L110 47H107V48H99L102 44V39H100L98 37V39H95ZM237 41V40H236ZM36 42V41H35ZM59 42V41H58ZM238 42V41H237ZM61 43V42H60ZM59 44V43H58ZM65 44V43H64ZM82 44H85V41H83ZM230 44V43H229ZM233 44V43H232ZM27 45V44H26ZM34 45V44H33ZM36 46V45H35ZM45 46V45H44ZM58 46V45H57ZM223 46V45H222ZM38 47V46H37ZM65 47V46H64ZM69 47V46H68ZM243 47V46H242ZM34 48V47H33ZM56 48V47H55ZM60 48V47H59ZM205 48V47H204ZM43 49V48H42ZM73 49V48H72ZM100 49V50H98ZM203 49V48H202ZM208 49V48H206ZM210 49V48H209ZM219 49V48H218ZM217 50V49H216ZM210 51V50H209ZM234 51V50H233ZM27 52V51H26ZM40 52V50H39ZM59 52V51H58ZM62 52V51H61ZM75 52V51H74ZM202 52V50H201ZM220 52V51H219ZM222 52V51H221ZM41 53V52H40ZM39 53V54H40ZM51 53V52H49ZM204 53H207L204 51ZM214 53V51H213ZM59 54V53H58ZM74 54V53H73ZM209 54V53H208ZM69 55V54H68ZM87 54H81L80 57L82 60H85L87 59ZM206 55V54H205ZM236 55V54H235ZM56 56V55H55ZM210 56V55H209ZM221 56V54H220ZM239 56V54H238ZM63 57V56H62ZM214 57V56H213ZM216 57V56H215ZM214 57V59H215ZM37 58V57H36ZM53 58V57H51ZM73 60L70 62L72 63L71 65H73L74 67H77L80 62L82 60H80V58L76 55V56H72L71 57ZM212 58V57H210ZM54 59V58H53ZM213 59V58H212ZM218 59V58H217ZM39 60V59H38ZM56 60V59H55ZM89 62H91L90 60H87ZM239 61V59H238ZM6 63V62H5ZM232 63V61H231ZM230 63V64H231ZM234 63V62H233ZM46 64V63H45ZM240 64V63H239ZM89 65V63H88ZM220 65V64H219ZM218 64H216L215 66H219ZM61 66H63L64 68L68 67L66 64H62ZM206 66H209L207 63H206ZM213 66V65H212ZM17 67V66H16ZM79 67V66H78ZM15 68V67H14ZM73 68V67H72ZM4 66H1L0 67V78H7L10 76V74H7L5 71H4ZM48 69V68H47ZM67 69V68H66ZM16 71V70H15ZM45 72V71H43ZM69 72V71H68ZM36 74V73H35ZM70 74V80H74L76 82V79L73 78V75L71 74V72H69ZM29 77H33V75L29 74ZM27 79V78H26ZM30 79V78H29ZM35 81V79H34ZM137 84V83H136ZM141 85V88L138 89L136 88L135 92L137 93H146L147 91V94H152V87H151V83L150 82H141L139 83ZM225 85V84H224ZM75 88V87H74ZM233 90V89H232ZM58 91V90H57ZM28 92L29 93H33V99L35 98V94H34V91L32 89H28ZM224 92V91H223ZM154 94V92H153ZM233 95V94H232ZM92 96V95H91ZM94 96V95H93ZM73 98H75L76 100H83L84 97H80L78 96L77 92L74 91L73 89ZM91 98V97H90ZM28 99H32V98H28ZM134 100V99H133ZM175 100V99H174ZM195 102V101H194ZM194 102L190 105V107L192 106L193 109L197 112V115L199 117H213L214 114L209 111V110H206L204 108H206V102L203 101L199 104H197L196 107H194ZM198 102V101H197ZM196 102V103H197ZM86 104H89V105H92V103H90L89 101L86 100ZM214 105V104H213ZM170 106V105H169ZM216 107V106H215ZM213 108V107H212ZM264 108V106H263ZM262 108V109H263ZM136 109L138 111H146L147 108H141L140 104H139V100H138V103H137V106H136ZM261 110V109H260ZM258 110V111H260ZM251 112V111H250ZM255 113V112H254ZM249 114V112H248ZM216 115V114H215ZM243 117V116H242ZM252 117V116H251ZM215 118V117H214ZM108 120L105 121V124L107 125H110L112 124V122L110 121L111 118H107ZM242 119V118H241ZM240 121L243 123L245 121V118L242 119ZM113 120V119H112ZM101 123V122H100ZM123 124L119 125V126H116L117 129H123L121 126ZM242 125V124H241ZM240 125V126H241ZM228 129V128H227ZM56 134H63V130H59V131H56ZM145 138H147V136L145 135L144 136ZM238 137V136H237ZM239 138V137H238ZM264 137H261V136H258L256 135L254 138H252L251 141L255 143H262L264 140H263ZM263 140V141H262ZM34 147H41V139H37L36 142H35V145ZM251 155H254V154H250V155H246V158L244 159V161H246L248 158H250ZM258 159H260V155L258 157ZM257 159V160H258ZM238 161L241 160L240 159V156L238 157L237 159ZM257 160L255 161L254 163V168L255 170H258V167L259 165L264 169V161L263 163H259L257 162ZM139 161L141 163H143L142 165L143 166H146L148 163H147V151H146V148L145 147H140V153H139ZM259 165H258V164ZM242 164V163H241ZM180 165V164H179ZM250 166H247L245 164V162H243V165H242V172L243 174H246V173H255V172H251L249 170ZM236 171V169H235ZM240 171V170H239ZM234 172V171H233ZM40 171H37V174H39ZM176 173V176L182 180L183 183H186L187 182V178L184 174H179V168L176 169L175 171ZM236 173V172H235ZM258 173V172H256ZM79 175H82L81 173H78V176ZM138 176L142 177L143 176V173L142 172H139L138 173ZM191 177V176H190ZM81 185H84L86 187V189H80L79 190V193L83 196H85L86 194H90L91 197L94 199L96 198H99V197H105L106 195H111V196H114V195H117L119 197L120 193H121V190L119 189V187H116L114 186L115 184H112L111 186H108L106 184H101L100 185V191L97 192L95 191L96 188H90V189H87V184L86 182H82L80 181ZM31 183V182H30ZM79 184V183H78ZM114 187V188H113ZM92 189L94 191H92ZM109 189V193L107 192ZM193 190L195 191L196 190V187L193 188ZM86 198V196H85ZM87 199V198H86ZM88 200V199H87ZM89 201V200H88ZM87 201V202H88ZM75 202H80L77 198L75 200L71 199L69 197V200L67 202V211L71 214V216L75 219V220H78L79 219H82V220H86V221H90L93 223V220H92V215H95L97 218H100V221H104L106 219V214L103 213L102 210H94V207L91 206V207H87L85 206V203H81L82 206H77L75 204ZM89 203L91 204V202L89 201ZM119 203V205H118ZM116 202L114 204V208H117L120 206V202ZM83 206H85L88 210H89V213L90 215H86V211L84 210ZM91 208V209H89ZM83 238H88V239H93V235L90 234L87 230H83V233L81 234ZM159 235H165V238L167 239V242H166V252H167V255H170L172 251L174 250H177L178 252H181V254H185V255H188L189 253L193 252V251H196V243H188V244H185L182 246V240L173 230H171L170 228H166V224L163 225V227L161 228V230L159 231ZM147 236H150V231H147ZM6 242H10L9 240L6 241ZM185 242H200L199 240H196V239H186ZM200 245L203 246L204 249H199L197 252H195L194 254H201L203 252H205L206 250V246L204 244H202L200 242ZM159 257H164V255H156V258H159ZM167 257V256H165Z\"/></svg>",
    "mask_w": 264,
    "mask_h": 264
},
{
    "label": "trees",
    "instance_id": "obj_6",
    "mask_svg": "<svg viewBox=\"0 0 264 264\" xmlns=\"http://www.w3.org/2000/svg\"><path fill=\"white\" fill-rule=\"evenodd\" d=\"M192 8H195L197 6H191ZM97 31H95L96 33ZM264 33V32H263ZM121 36V35H119ZM248 36L249 40L248 41L250 44H253L254 42L252 41V35L248 34L246 35ZM263 36V34H262ZM262 39H264L262 37ZM256 45V44H255ZM254 47V46H253ZM256 45V47L252 50V48L250 46L246 47V52H245V58L248 57L251 53L255 54L256 57H258V65L263 66L264 65V57H263V50H261L260 48ZM118 59L120 60V56L118 54ZM155 70L161 69L160 65L154 66ZM232 69H234L231 73L230 76L232 77H228V79H231V88L233 90H235L236 88H241L237 90V100H242L245 98V96L248 94L250 88H252L251 84H258L261 85V83H257V81L253 80V81H246V79H240V71L239 69L235 68V66H232ZM239 75V76H238ZM248 82V83H247ZM250 82V83H249ZM24 120L28 123L27 117L24 118ZM39 132V129H37V134ZM232 150V149H231ZM40 190L42 191V187L40 188ZM61 193V192H60ZM45 202V200H43ZM107 231L109 232L110 236H111V240H112V245H111V249L114 251V253L117 255L119 254V252L121 251V249H123L122 254L124 256L128 255V254H134L136 255L135 259L136 261H139L141 256V250L138 247H134L133 245L130 244V234L128 232V230L126 229V225L125 223H116V222H111L107 225L106 227ZM83 233V231H82ZM81 233V234H82ZM210 242L211 241H207L208 246L210 247ZM215 242V241H214ZM220 249H222V253H226V254H230L229 251H231V247L230 245H228L225 242H221L220 244ZM179 254H181V252H179ZM186 260H187V256H183V263L186 264ZM39 264H42V261H39ZM165 264V263H164ZM229 264V263H228Z\"/></svg>",
    "mask_w": 264,
    "mask_h": 264
}]
</instances>
